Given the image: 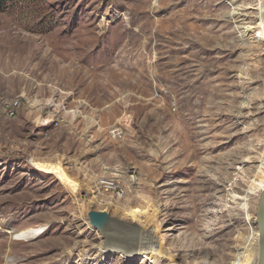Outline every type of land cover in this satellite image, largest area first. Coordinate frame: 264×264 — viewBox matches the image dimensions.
<instances>
[{
  "label": "rangeland",
  "instance_id": "obj_1",
  "mask_svg": "<svg viewBox=\"0 0 264 264\" xmlns=\"http://www.w3.org/2000/svg\"><path fill=\"white\" fill-rule=\"evenodd\" d=\"M258 4L0 0V264H151L97 256L91 211L171 264L234 263L264 172Z\"/></svg>",
  "mask_w": 264,
  "mask_h": 264
},
{
  "label": "bare ground",
  "instance_id": "obj_2",
  "mask_svg": "<svg viewBox=\"0 0 264 264\" xmlns=\"http://www.w3.org/2000/svg\"><path fill=\"white\" fill-rule=\"evenodd\" d=\"M258 27L259 39L264 42V0H258ZM264 159V156H263ZM262 168L264 171V160L262 161ZM171 184V183H169ZM264 189V172L262 173V177L257 180V182H253L250 190V193L261 192ZM137 210H132L127 215L131 218L134 217ZM255 219V218H254ZM253 221V220H252ZM255 222V220H254ZM256 229V228H255ZM102 234V241L99 243L100 252L97 256L101 257L106 253L102 248L106 247L110 249L111 252L115 255L123 257L125 259L133 260L134 257L141 258L143 260L150 261L151 264H159L161 260L167 261V264H171L173 262V255H170L168 252L157 251L151 245L152 234L150 231H146L143 235L147 238V241L140 242L135 239V237H131L130 233L128 234L126 230L119 228L116 224L111 225L108 224L103 230H99ZM43 232V228H28L16 232H8L11 233L15 238L14 240L20 242H28L39 237ZM122 232V233H121ZM132 232V231H131ZM253 234V233H252ZM136 235V233H134ZM143 239V238H142ZM158 243V242H157ZM105 248V250H106ZM259 254V246H258V233L257 231L251 236L249 241V245L245 247L242 252H240L236 260L233 264H256ZM132 257V259H130ZM164 261V262H165ZM8 262V261H7Z\"/></svg>",
  "mask_w": 264,
  "mask_h": 264
},
{
  "label": "water",
  "instance_id": "obj_3",
  "mask_svg": "<svg viewBox=\"0 0 264 264\" xmlns=\"http://www.w3.org/2000/svg\"><path fill=\"white\" fill-rule=\"evenodd\" d=\"M89 224L97 230H103L111 221L108 214L104 212L88 213ZM256 231L258 233L259 254L256 264H264V189L258 199L255 215Z\"/></svg>",
  "mask_w": 264,
  "mask_h": 264
},
{
  "label": "built area",
  "instance_id": "obj_4",
  "mask_svg": "<svg viewBox=\"0 0 264 264\" xmlns=\"http://www.w3.org/2000/svg\"><path fill=\"white\" fill-rule=\"evenodd\" d=\"M18 100H0V113L3 114L6 118L10 119L13 118L17 112L19 107ZM55 125H57L55 123ZM98 189L104 192H110L115 194L116 196H120L123 194V189L118 185L115 178L102 176L99 178L97 182Z\"/></svg>",
  "mask_w": 264,
  "mask_h": 264
}]
</instances>
